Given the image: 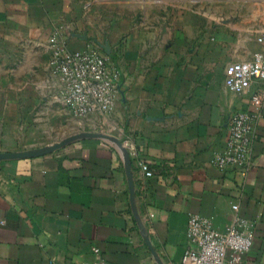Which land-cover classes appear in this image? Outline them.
<instances>
[{"label":"crops","instance_id":"obj_1","mask_svg":"<svg viewBox=\"0 0 264 264\" xmlns=\"http://www.w3.org/2000/svg\"><path fill=\"white\" fill-rule=\"evenodd\" d=\"M262 30L264 0H0V264H82L93 247L107 264H179L191 216L223 231L236 214L254 226L239 264H264V110L247 175L212 162L234 114L264 99V79L224 84ZM54 33L120 73L106 116L68 113Z\"/></svg>","mask_w":264,"mask_h":264},{"label":"built area","instance_id":"obj_2","mask_svg":"<svg viewBox=\"0 0 264 264\" xmlns=\"http://www.w3.org/2000/svg\"><path fill=\"white\" fill-rule=\"evenodd\" d=\"M261 49L251 59L230 62L225 68L224 84L231 92L246 90L254 80L264 79V30L256 37ZM49 64L53 74L61 83L62 102L68 113L74 117L109 114L117 97V81L120 73L110 66L105 56L89 49H69L57 33L48 38ZM253 112H237L232 117L229 137L223 149L216 153L212 162L224 169L238 168L242 176L252 166L253 134L255 123L264 110V99L256 93L252 96ZM131 146L130 140H125ZM142 174L134 180V192L140 201L146 197V179L153 176L152 170L142 161L138 162ZM232 208L237 211L238 205ZM147 221V218L145 219ZM147 225V224H146ZM253 222L236 214L233 222L223 231H217L212 221L193 215L188 221L187 244L179 264H239L241 256L253 244ZM97 256L93 261L82 264H107L99 256V250L92 248ZM157 253L162 259L160 252Z\"/></svg>","mask_w":264,"mask_h":264},{"label":"water","instance_id":"obj_3","mask_svg":"<svg viewBox=\"0 0 264 264\" xmlns=\"http://www.w3.org/2000/svg\"><path fill=\"white\" fill-rule=\"evenodd\" d=\"M130 177V180H131V182H132V190H133V193L135 194V192H134V184H133V180H132V177H131V175L129 176ZM146 238L148 239V237L146 236ZM149 240V239H148ZM154 255H155V257L161 262L162 260H161V257L159 256V254L157 253V250L155 249V251H154Z\"/></svg>","mask_w":264,"mask_h":264},{"label":"rangeland","instance_id":"obj_4","mask_svg":"<svg viewBox=\"0 0 264 264\" xmlns=\"http://www.w3.org/2000/svg\"><path fill=\"white\" fill-rule=\"evenodd\" d=\"M59 90H60V94H61V96H60V100L62 101V92H61L60 87H59Z\"/></svg>","mask_w":264,"mask_h":264}]
</instances>
